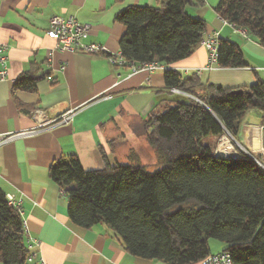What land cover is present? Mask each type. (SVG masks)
Listing matches in <instances>:
<instances>
[{
	"label": "trees",
	"instance_id": "obj_1",
	"mask_svg": "<svg viewBox=\"0 0 264 264\" xmlns=\"http://www.w3.org/2000/svg\"><path fill=\"white\" fill-rule=\"evenodd\" d=\"M196 0H162L161 7L128 6L115 16L124 29L119 50L133 64H174L191 54L205 23L191 18ZM199 4V3H198ZM218 18L264 48V0H219ZM238 46L219 40L217 67H246ZM165 88L193 99L154 109L143 122L156 156L152 168L137 164L86 172L74 155L48 170L65 194L72 224L109 226L132 256L167 264H201L207 241L224 244L233 264H264V172L248 157L219 158L205 138L228 133L236 140L250 109L262 112L264 82L235 89L202 83L193 74L163 72ZM36 78L19 77L13 89L32 92ZM204 88L200 95L196 89ZM241 91L235 93V91ZM19 211L0 192V264H31ZM32 264H35L34 262Z\"/></svg>",
	"mask_w": 264,
	"mask_h": 264
},
{
	"label": "crops",
	"instance_id": "obj_2",
	"mask_svg": "<svg viewBox=\"0 0 264 264\" xmlns=\"http://www.w3.org/2000/svg\"><path fill=\"white\" fill-rule=\"evenodd\" d=\"M218 1L193 2L185 13L204 21L202 38L216 33L219 40L238 46L246 67L204 70L207 52L199 43L189 56L174 64H158L157 70L132 74L129 65L115 67L107 59L119 54L125 32L115 16L128 6L159 8L162 0H0V44L7 57V77L0 82V137L21 135L0 145V192L18 206L24 243L33 261L167 264L132 256L105 224L92 228L72 224L64 191L49 178L48 170L59 158L74 155L84 171H100L103 158L110 165V155L117 161L126 159L129 151L133 157H128L129 164L154 167L156 156L148 142L145 148L152 164L132 154L139 143L135 127L141 124L143 128L150 111L191 99L165 88V70H175L183 78L195 74L202 83L230 89L264 82V48L218 18L214 12ZM55 15L88 24L87 41L103 46L107 53L92 56L56 49V41L45 34ZM134 67L139 66L136 63ZM27 73L37 80L35 90L13 89L15 81ZM34 111H41L48 121L68 113L70 118L63 124L38 128L32 118ZM262 127V112L250 109L232 140L241 152L261 157ZM123 152L126 155L121 158Z\"/></svg>",
	"mask_w": 264,
	"mask_h": 264
},
{
	"label": "built area",
	"instance_id": "obj_3",
	"mask_svg": "<svg viewBox=\"0 0 264 264\" xmlns=\"http://www.w3.org/2000/svg\"><path fill=\"white\" fill-rule=\"evenodd\" d=\"M198 3L204 2V0H196ZM230 26V25H229ZM90 26L88 24L80 23L73 17L63 18L61 16H53L48 21V28L45 32L46 36L54 39L57 43L56 49L68 53H75V54H84V55H101L106 54V49L98 45L96 43L88 42L87 38L89 35ZM201 45L207 52V63L204 70H212L214 67H217V49L219 44L218 34L212 33L206 35L204 38L201 39ZM6 48L5 46L0 44V82L4 81L7 77V57H6ZM108 61L112 66L121 67L129 65V62L126 61L123 57L117 55H110L107 57ZM139 67H131V73L136 74L141 71H154L159 69L158 64L150 65V66H143L138 65ZM63 69V67H61ZM171 92L174 94H184L187 95L177 89L172 88ZM189 96V95H188ZM193 99L191 96H189ZM34 122L38 125V128L59 125L66 123L70 115L64 114L61 115L53 120H46L42 117L41 111H34L32 116ZM36 132L33 130L32 133ZM16 136L21 135H9L6 137H0V145L6 143L7 141L15 138ZM222 142V139L219 142ZM232 148V146H230ZM245 152V151H243ZM246 153V152H245ZM247 154V153H246ZM262 160L258 159L262 165H264V133H263V143L261 149ZM247 157H253L249 153ZM255 158V157H254ZM9 205L18 209L14 199L9 197L8 200ZM29 263H33V256L30 254L28 258ZM35 264H45L42 260H38ZM201 264H233L229 255L225 252H219L217 254H211L207 256Z\"/></svg>",
	"mask_w": 264,
	"mask_h": 264
},
{
	"label": "rangeland",
	"instance_id": "obj_4",
	"mask_svg": "<svg viewBox=\"0 0 264 264\" xmlns=\"http://www.w3.org/2000/svg\"><path fill=\"white\" fill-rule=\"evenodd\" d=\"M196 91L200 94V95H202L203 93H204V88H197L196 89ZM146 120H144V122H145ZM262 128H264V126L262 127ZM144 131L145 130H143V128H142V125L140 124L139 126L137 125L136 127H135V132H136V137H137V139H138V142L139 143H137V146H135V149H134V151L132 152V154H134V153H136V154H134V156L136 157L137 155H138V157H139V160L140 161H142L143 163H147V164H152L151 163V161H149V160H151V156H150V153H148L147 151H149V150H147V148H145V147H147L148 145H147V141H146V138H145V135H147V134H145L144 135ZM147 131V133H149V130H146ZM220 139H222V141H223V139H226L225 141H227V143L231 146V145H233V147L235 148L234 150V152H232V153H236V154H239L241 157H247V154L245 153V152H241L238 148H237V146H236V143L235 142H233V140H235V139H233L228 133H224V135L223 136H221L220 138H218V139H215V140H212V137H209V138H205L201 143L202 144H207V143H211V144H213L214 145V153L215 152H217V150H218V148L220 147V145L222 144V142L220 143L219 142V140ZM233 139V140H232ZM215 141V142H214ZM262 143H263V139H262ZM219 146V147H218ZM122 149L125 151L126 150V147H122ZM128 155H127V157H126V159H123L122 157H125L124 155H126L124 152L121 154V158L122 159H117V161L113 158V156L112 155H110V157H109V164L111 165V166H115L117 163H119V164H121V165H127V164H129V162H130V160L129 159H131V158H133V157H131V151H129L128 153H127ZM252 155V154H251ZM260 155H261V151H260ZM128 157H129V159H128ZM148 157V158H147ZM253 157H255L254 155H253ZM256 159H260V160H262V155H261V157L259 156V157H255ZM207 245H208V247H209V250L211 251V252H217V251H220L223 247H224V244L223 243H221V242H219V241H217V240H213V239H209L208 241H207Z\"/></svg>",
	"mask_w": 264,
	"mask_h": 264
},
{
	"label": "bare ground",
	"instance_id": "obj_5",
	"mask_svg": "<svg viewBox=\"0 0 264 264\" xmlns=\"http://www.w3.org/2000/svg\"><path fill=\"white\" fill-rule=\"evenodd\" d=\"M201 43V42H200ZM120 57H122L121 53L119 52L118 54ZM156 63H150V64H141L143 66H150V65H154ZM130 67H134L133 63H130ZM226 139H223L222 144L220 145V147L218 148L217 152L218 153H222L224 155H228L230 153H232V148L230 147V143L228 144L227 141H225ZM221 143V142H220ZM250 159H252L254 161V163L264 172V165H262L260 163V161L254 157H248Z\"/></svg>",
	"mask_w": 264,
	"mask_h": 264
},
{
	"label": "water",
	"instance_id": "obj_6",
	"mask_svg": "<svg viewBox=\"0 0 264 264\" xmlns=\"http://www.w3.org/2000/svg\"><path fill=\"white\" fill-rule=\"evenodd\" d=\"M240 92L241 91H239V90L235 91V93H240ZM232 152H234V151L232 150ZM214 154H215L216 157H219V158H236V159L243 158V157L237 156L236 153H230L228 155H224L222 153L215 152Z\"/></svg>",
	"mask_w": 264,
	"mask_h": 264
}]
</instances>
